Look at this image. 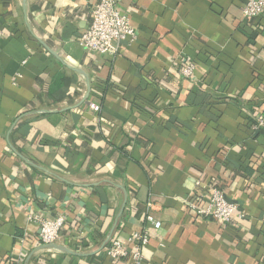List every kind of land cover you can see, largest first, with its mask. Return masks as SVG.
Listing matches in <instances>:
<instances>
[{
  "label": "crops",
  "instance_id": "1",
  "mask_svg": "<svg viewBox=\"0 0 264 264\" xmlns=\"http://www.w3.org/2000/svg\"><path fill=\"white\" fill-rule=\"evenodd\" d=\"M97 1L0 0V264H127L107 244L147 214L161 226L146 264H264V132L250 128L264 15L244 22V0H118L136 34L111 59L78 41ZM197 182L243 216L195 215ZM32 214L64 216L56 248Z\"/></svg>",
  "mask_w": 264,
  "mask_h": 264
},
{
  "label": "built area",
  "instance_id": "2",
  "mask_svg": "<svg viewBox=\"0 0 264 264\" xmlns=\"http://www.w3.org/2000/svg\"><path fill=\"white\" fill-rule=\"evenodd\" d=\"M118 4V0H98L91 6L88 24L78 39L86 51L112 59L118 54L122 43L134 40L136 33L130 23L129 14L122 11ZM262 15L264 0H244L241 6L244 22ZM178 67L180 75H193L194 63L188 57L184 58ZM85 103L93 112L100 110L99 104L89 98ZM250 128L255 132H264V111L251 114ZM224 195L218 185L197 182V188L186 202V207L197 216L212 218L220 223H228L235 216L241 218L243 214L239 212L237 205L227 202ZM29 220L38 226L36 238L40 245L55 243L65 223L63 215L32 214L29 215ZM145 220L141 230L134 231L127 244L118 239H111L107 244L106 255L113 260L123 259L127 264H146L142 250L149 241L151 231L159 229L161 222L150 214H147Z\"/></svg>",
  "mask_w": 264,
  "mask_h": 264
},
{
  "label": "water",
  "instance_id": "3",
  "mask_svg": "<svg viewBox=\"0 0 264 264\" xmlns=\"http://www.w3.org/2000/svg\"><path fill=\"white\" fill-rule=\"evenodd\" d=\"M87 92H88V91H87ZM87 97H88V93H84V95H83L82 98H81L82 102H85V100L87 99ZM224 198H225V200H226L227 202H229V203H236V202L231 201L226 195H224ZM43 246H45V247H47V248H56L55 243H53V244H48V245H43Z\"/></svg>",
  "mask_w": 264,
  "mask_h": 264
}]
</instances>
